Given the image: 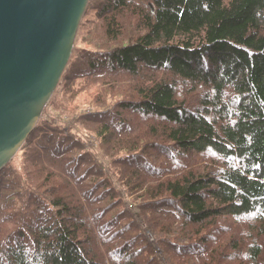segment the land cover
I'll return each mask as SVG.
<instances>
[{
	"label": "trees",
	"instance_id": "16d2710c",
	"mask_svg": "<svg viewBox=\"0 0 264 264\" xmlns=\"http://www.w3.org/2000/svg\"><path fill=\"white\" fill-rule=\"evenodd\" d=\"M87 11L49 111L86 133L43 123L0 172V264H264V0Z\"/></svg>",
	"mask_w": 264,
	"mask_h": 264
},
{
	"label": "water",
	"instance_id": "95a60500",
	"mask_svg": "<svg viewBox=\"0 0 264 264\" xmlns=\"http://www.w3.org/2000/svg\"><path fill=\"white\" fill-rule=\"evenodd\" d=\"M91 0H0V172L60 85Z\"/></svg>",
	"mask_w": 264,
	"mask_h": 264
},
{
	"label": "rangeland",
	"instance_id": "374dc122",
	"mask_svg": "<svg viewBox=\"0 0 264 264\" xmlns=\"http://www.w3.org/2000/svg\"><path fill=\"white\" fill-rule=\"evenodd\" d=\"M87 14H88V11L84 17V19L82 20L81 22V26H80V29H79V32H78V36H77V39H76V43H75V47H74V51H73V55H77L79 54L80 52L84 51V50H87L89 51L91 48H89V45H87L83 40L79 39V34L80 33H84L85 30L87 29V25H84V27L82 26V24L84 23V21L87 18ZM93 14H89V16H91ZM96 17V15H95ZM94 23L92 24V26H95L96 25V18H94ZM95 35L98 39V41H102L103 43L106 42V38H105V34L103 33V30L101 28H98V29H95ZM75 53V54H74ZM73 58V56H72ZM72 60V59H71ZM71 63V62H70ZM69 63V64H70ZM58 91V90H57ZM58 95H61V90H59L58 92ZM92 95L93 94H80L78 96V100H77V103H80L78 105H81L83 106L84 104H87L89 102H91L92 100ZM52 101L49 103V108L47 107V109L43 112L42 116H41V119L40 121L38 122L37 124V127L36 128H40L43 126V123H48V124H51V123H54V124H59L61 125V127H59V131L63 133V131L67 128H72L73 131L74 130H77L76 132H78L79 134L81 133H86L84 131H82L79 127H78V124H77V120H78V116H75V115H78L79 113H81L83 110L80 109V111H77V113H70L71 111V108L68 109L67 111H63L61 117H56L54 116L52 113H50L49 111H52L50 110L52 106ZM64 127V128H63ZM94 135V134H93ZM96 136V135H95ZM98 140V139H97ZM88 145H89V148L90 150H95V148H91L90 147V144L88 142ZM100 146V145H99ZM25 147H26V144L24 146V149L21 150L15 157L14 159L11 161V163L9 164L10 166L13 165L14 168H21L22 166V162H23V159H24V151H25ZM8 165V166H9ZM150 238V241L152 242V238Z\"/></svg>",
	"mask_w": 264,
	"mask_h": 264
}]
</instances>
